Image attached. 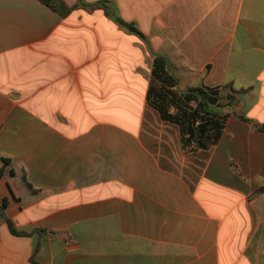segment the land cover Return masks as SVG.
Wrapping results in <instances>:
<instances>
[{
    "label": "crops",
    "instance_id": "crops-1",
    "mask_svg": "<svg viewBox=\"0 0 264 264\" xmlns=\"http://www.w3.org/2000/svg\"><path fill=\"white\" fill-rule=\"evenodd\" d=\"M63 1L0 0V208L31 233L0 214V264H264V0ZM156 55L178 94L244 91L215 145L149 104Z\"/></svg>",
    "mask_w": 264,
    "mask_h": 264
},
{
    "label": "trees",
    "instance_id": "trees-1",
    "mask_svg": "<svg viewBox=\"0 0 264 264\" xmlns=\"http://www.w3.org/2000/svg\"><path fill=\"white\" fill-rule=\"evenodd\" d=\"M51 9L59 12L62 16H67L74 9L69 7L63 0H39ZM78 8H84L89 11L102 9L106 14L112 17L118 24L123 26L129 32L137 34L142 39L147 40L146 36L136 27L134 23H129L113 12L108 3L100 1L95 4H85L80 1ZM153 80L157 83L150 87L148 91L149 104L154 107L163 120L177 124L180 127L183 145L187 148L208 149L215 145L221 138L226 120L229 114L219 112V109L226 106L231 107L236 102V94L244 91H236L231 86L220 88L197 87L190 88L180 94L173 91V88L179 84V78L171 73L169 61L167 58L156 55L154 59ZM174 108V112H171ZM246 123H252L250 119L243 115H238ZM255 127L264 131V124H255ZM6 164L10 162L5 159ZM5 165L0 168V177L4 175ZM24 182L28 183L25 174ZM258 193L264 192V187L258 189ZM8 202L5 200L3 207L0 208V214L5 219L12 234L18 236L30 235L31 233L18 231L14 222L5 214V208ZM35 249L32 261L35 260Z\"/></svg>",
    "mask_w": 264,
    "mask_h": 264
}]
</instances>
